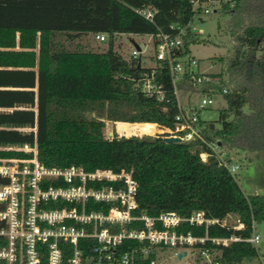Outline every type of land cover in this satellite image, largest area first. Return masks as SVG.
Instances as JSON below:
<instances>
[{
  "label": "trees",
  "instance_id": "1",
  "mask_svg": "<svg viewBox=\"0 0 264 264\" xmlns=\"http://www.w3.org/2000/svg\"><path fill=\"white\" fill-rule=\"evenodd\" d=\"M199 1H216L220 11L230 14L227 31L236 54L214 57L221 71L207 73L218 79L209 87L227 105L220 109L219 127L211 120L201 123L207 141L232 162L234 151H264V0ZM149 6L155 10L152 21L138 12ZM200 11L194 10L193 0H0V108H13L0 110V145L37 146L39 160L51 167L131 171L138 182L136 212L236 214L242 229L216 224L209 235L250 237L253 223L264 221V190L246 193L238 174L205 143L167 141L164 129L175 127L179 112L168 69L155 56V65L148 66L142 53L126 58L115 49L118 35L149 34L155 44L162 32L180 34V53L191 55L190 46L201 42L193 30ZM101 33L107 35L103 50H71L59 39ZM155 68L161 70L155 75L164 83V101L139 85ZM178 88L207 90L187 80ZM104 105L108 119L153 124L152 133L158 125L164 132L108 137L103 123L85 113ZM202 151L209 153L207 161ZM180 230L206 233L205 227L186 223ZM217 248L222 264H248L257 256L256 247L246 241Z\"/></svg>",
  "mask_w": 264,
  "mask_h": 264
},
{
  "label": "built area",
  "instance_id": "2",
  "mask_svg": "<svg viewBox=\"0 0 264 264\" xmlns=\"http://www.w3.org/2000/svg\"><path fill=\"white\" fill-rule=\"evenodd\" d=\"M204 4L193 0L194 10L201 7L208 13L210 9ZM138 12L151 21L155 14L151 6ZM157 37L154 56L168 69L175 95L183 80L207 88L202 90L204 96L198 107L179 103L175 127L166 131L182 142L205 143L231 173L237 174L240 165L227 161L203 134L200 111L215 103L214 96L221 95L209 87L218 84V79L198 71L196 58L180 53V34L161 32ZM96 39L104 42L107 35L97 34ZM142 52L136 47L132 55L137 57ZM159 71L153 69L139 80V85L147 95L164 101V83L155 75ZM8 153L14 156H0V264H162L161 253L166 249L176 248L177 257L182 259L188 255L187 248L193 247L200 250V259L188 264H222L217 246L241 241L257 249L256 258L248 264H264L256 222L250 237H212L208 229L216 224L242 229L240 217L230 213L219 218L204 211L185 215L163 211L155 216L145 210L136 212L138 182L131 171L47 166L39 160L37 146L28 152ZM208 155L207 151L200 153L203 161ZM184 223L205 227L206 233L180 230Z\"/></svg>",
  "mask_w": 264,
  "mask_h": 264
},
{
  "label": "rangeland",
  "instance_id": "3",
  "mask_svg": "<svg viewBox=\"0 0 264 264\" xmlns=\"http://www.w3.org/2000/svg\"><path fill=\"white\" fill-rule=\"evenodd\" d=\"M208 7L210 13H205L203 10L198 13L193 21V30L200 37L201 42L193 43L190 46L191 56L196 58L199 62L196 69L202 73H218L221 71V66L214 60V57L219 55H226L227 53H235L233 40L227 31L230 14L219 10L220 4L216 1H209L203 5ZM60 41L64 42L69 49H86V50H103L107 47V41L100 42L92 34L82 36L76 39L67 40L60 36ZM139 45L142 52V59L145 65H155L154 58L155 46L152 35H138V34H121L118 35L115 43V49L123 54L124 57L129 58L132 51ZM39 51V50H38ZM262 52L260 51L259 54ZM216 59V58H215ZM202 92H195L189 88H182L178 90L177 98L181 105L188 107H198L201 104L203 97ZM215 103L206 109L200 111L202 119L214 121L216 126H220L217 122L219 118L220 109L227 105L226 99L222 95L214 96ZM107 105L102 108H89L85 113L89 118L100 120L104 125L106 136L113 137L114 135H155L159 132L153 131V124H142L135 122L115 121L108 119L106 116ZM152 127L151 132H149ZM166 131V129H164ZM34 148L30 146H4L0 145V152H14L18 151L28 152L29 149ZM12 154V153H11ZM14 155V154H13ZM233 162L240 165L237 179L240 181L246 193H260L264 190V151L246 152L243 150L234 151L232 153ZM257 231L261 235V242L259 247L264 253V221L258 223ZM177 249H166L161 253L160 261L162 264H188L200 259V250L197 247L187 248L188 255L179 259L176 254Z\"/></svg>",
  "mask_w": 264,
  "mask_h": 264
},
{
  "label": "water",
  "instance_id": "4",
  "mask_svg": "<svg viewBox=\"0 0 264 264\" xmlns=\"http://www.w3.org/2000/svg\"><path fill=\"white\" fill-rule=\"evenodd\" d=\"M136 47L138 49H140L139 45H137V44H136ZM212 126H214V124H212ZM166 140L169 141V142H180L181 138L180 137H176V136H167ZM180 256H181V254H180Z\"/></svg>",
  "mask_w": 264,
  "mask_h": 264
},
{
  "label": "crops",
  "instance_id": "5",
  "mask_svg": "<svg viewBox=\"0 0 264 264\" xmlns=\"http://www.w3.org/2000/svg\"><path fill=\"white\" fill-rule=\"evenodd\" d=\"M17 49H19V47H18ZM36 50H37V51L39 50V46L36 48ZM36 69H37V68H36ZM36 90H37V88H36ZM37 106H38V99L36 100V103H35V105H34V108L37 109ZM0 110H8V111H12L13 108H0Z\"/></svg>",
  "mask_w": 264,
  "mask_h": 264
}]
</instances>
